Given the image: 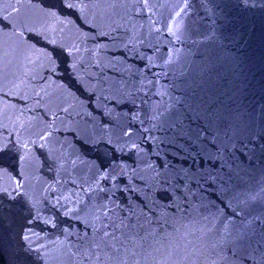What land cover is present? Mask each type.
Masks as SVG:
<instances>
[{
    "label": "water",
    "instance_id": "water-1",
    "mask_svg": "<svg viewBox=\"0 0 264 264\" xmlns=\"http://www.w3.org/2000/svg\"><path fill=\"white\" fill-rule=\"evenodd\" d=\"M0 264H264V0H0Z\"/></svg>",
    "mask_w": 264,
    "mask_h": 264
}]
</instances>
